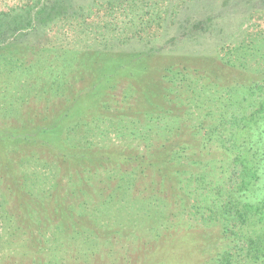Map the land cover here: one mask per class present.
<instances>
[{"label": "rangeland", "instance_id": "obj_1", "mask_svg": "<svg viewBox=\"0 0 264 264\" xmlns=\"http://www.w3.org/2000/svg\"><path fill=\"white\" fill-rule=\"evenodd\" d=\"M182 5L151 40L0 47V264H264V0Z\"/></svg>", "mask_w": 264, "mask_h": 264}, {"label": "trees", "instance_id": "obj_2", "mask_svg": "<svg viewBox=\"0 0 264 264\" xmlns=\"http://www.w3.org/2000/svg\"><path fill=\"white\" fill-rule=\"evenodd\" d=\"M32 1L13 7L11 13L0 12V47L11 44L25 31L60 25L99 29L103 35L97 44L103 49H110L114 41L151 40L158 37L169 19L175 18L186 0H104L97 6H90L88 13L81 15L70 12L68 3L71 0ZM244 207L240 213L242 218L252 209L260 210L259 206L249 203ZM258 241H264V237L249 239L250 250L264 254V248L257 244Z\"/></svg>", "mask_w": 264, "mask_h": 264}]
</instances>
